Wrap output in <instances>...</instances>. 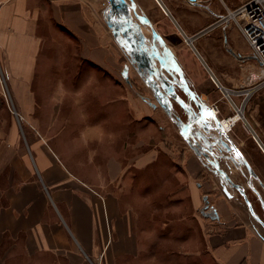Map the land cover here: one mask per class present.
<instances>
[{
  "label": "crops",
  "instance_id": "obj_1",
  "mask_svg": "<svg viewBox=\"0 0 264 264\" xmlns=\"http://www.w3.org/2000/svg\"><path fill=\"white\" fill-rule=\"evenodd\" d=\"M161 1L183 33L193 40L194 50L202 59L214 57L216 69L234 68L230 53L226 51V55L221 46L225 43L223 29L201 41L211 35L200 34L215 17L211 11L207 14L188 5L185 11L169 3L182 26L168 4ZM97 17L93 0H0V72L5 83L2 85L0 79V264H190L193 256L194 264H264V227L255 219L257 216L264 221L263 210L249 188V173L230 150L231 145L224 148L247 173L236 166L218 165L232 183L242 187L255 214L242 194L236 197L237 190L216 167L220 177L208 173L201 159L213 167L219 162L214 153H208L203 145L200 155L191 146L192 154L179 156L178 175L181 182H186L180 195L187 191L199 214L207 197L219 219L213 221L200 214L199 252L191 251L190 241H183L168 243L167 249L173 251L161 254L163 245L157 241L159 205L153 207L156 202L152 196L135 193L131 197L125 181L130 169L141 171L151 166L157 149L138 155L128 164L124 155L109 156L105 176L93 180L75 174L53 146L58 136L50 134L53 125L47 126L45 100L34 90L43 66L55 67L62 48L70 52L78 49L82 60L118 75L109 34ZM219 54L222 56L218 60ZM36 87L40 89L39 82ZM115 88L122 89V85L116 83ZM129 105L148 113V108L133 97H129ZM149 105L153 107V103ZM101 128L93 127L94 131L80 135L83 143L93 144L92 155L107 152ZM137 134L134 148L142 146L143 135H147L145 131ZM217 134L212 133L213 143L227 144ZM229 138L254 170L258 183L252 185L264 199V154L259 150L260 159L253 150L242 151ZM185 140L191 145L189 139Z\"/></svg>",
  "mask_w": 264,
  "mask_h": 264
},
{
  "label": "rangeland",
  "instance_id": "obj_2",
  "mask_svg": "<svg viewBox=\"0 0 264 264\" xmlns=\"http://www.w3.org/2000/svg\"><path fill=\"white\" fill-rule=\"evenodd\" d=\"M133 1L138 15L145 18L151 25L139 23V29L145 38L146 47L149 51L152 50L158 53L167 66L166 68H161L158 60L153 57L154 65L160 71L161 77L171 87L170 90H173L178 95L180 101L187 104L188 111L193 110L199 113L197 106L183 88L182 81L172 82L170 80L172 76H180L179 73H181L190 90L196 94L198 102L203 108L208 110L204 115L207 123L205 125L196 123L195 125L205 139L195 135L194 138L188 137L191 141V145H189L187 140H185L187 137L184 139V136L179 133L178 126L160 105L153 89L163 95L165 102L171 109L172 100L175 110L187 122L191 118L183 107L184 103L181 105V102L169 96L157 78L152 77L150 84H147L145 74H142V77L137 65L131 64L129 56L115 41L113 31L107 26L109 10L106 0H93V5L98 20L109 34L112 57L119 66L118 75L106 73L93 66L91 62L82 60L78 49L75 52H70L68 48H62L59 63H56L55 67L47 64L38 73L39 81L35 82L34 90L37 97L45 100L46 109L48 110L46 113L48 117L47 126L53 125L50 134H57L58 136L55 143L51 144L59 149L61 157L67 166L71 169L73 168L75 174L77 173L85 179L95 180L99 175L105 176V165L109 156L124 155L128 164L129 161H132L138 155L157 149V158L151 166L141 171L135 168L130 169L127 173L125 181L127 180L126 188H130L128 194L131 197L135 193H141L143 196H152V199L156 202L153 207L159 205L157 241L163 245L159 249L160 254L173 251L167 249L169 248V246H166L168 243L183 241H190L191 251L197 253L199 252V240L201 241L198 232L199 219L202 220V217L194 211L191 198L187 196L188 192L185 191L183 196L182 194L180 195L181 189L186 188V182L185 180L181 182L178 175V171L181 169L179 156L192 154L193 148L191 146L196 148L201 155L204 151L202 149L204 145L209 151L208 153L213 152L214 156L219 159L218 164L223 167L227 165L232 169L236 166L240 168L243 174H246L247 172L239 160L229 154V151L224 148L226 145L230 147V144H226L223 141V144L213 143L216 140L213 139L212 133H221L218 128L222 130L223 133L221 134H227L237 145H240L239 148L242 151L246 149L253 150L259 157L262 154L243 121L239 122L229 133L220 127L221 119L235 114L232 110L233 107L230 105L229 99L221 93L212 81L211 74L198 57L194 48H191L185 42L181 31L171 19V14H165L155 0ZM164 1L168 4L176 20L182 25L178 14L170 4L179 6V8L186 11L187 7L184 3H187V0ZM235 1L224 0L230 7H233L232 2ZM211 3L215 4V6L219 5L215 12H223L220 0H213L208 8L204 5L202 7L200 3H197L195 8L207 11L208 14V9L211 11ZM134 20L137 22L136 19ZM151 28H153L154 33ZM213 35L204 36L201 41ZM221 46L226 53L225 44ZM196 47L204 55L198 43H196ZM221 53L223 54V52ZM222 54L218 55V60L221 59L219 56H222ZM203 60H205L212 73L215 74L224 87L239 89L245 86V80L237 74L233 58L234 68L226 70L219 69L220 67L218 69L215 68L212 63V60H216L214 57L203 58ZM125 69H127V73L129 72L130 77L128 78L127 76V79L130 83H127V79L122 76V72ZM173 72H176V74H173ZM165 74L169 77H164ZM38 82L40 89L36 87ZM116 83H120L122 89H116ZM202 96L206 98V102L201 100ZM129 97H133L138 102H141L143 106L145 105L148 108V113L142 114L132 109V105H129ZM243 99V97L239 96L233 97L238 107L244 104ZM145 100L156 105V109H153L149 105L151 103H146ZM215 103H218L220 107V114L217 117L209 113V105ZM243 106L245 107L246 121L251 124L264 141V90L253 95L252 99ZM137 116L140 117L139 121H137ZM100 125H102L101 129L104 131L103 140L107 152L103 150V154L100 156L92 155L93 144L88 146V144L83 143L80 135L86 130L92 129L94 131L93 127L98 128ZM139 131L143 133L145 131L148 136L143 135L144 143L142 146L134 148V145L139 140L137 134ZM191 132L196 134L195 130H191ZM221 134H217V137L223 139ZM114 135H116L115 138H113ZM207 144L212 145L213 148L212 146L208 147ZM95 149H98L96 142ZM201 160L204 165L206 164L205 167L209 174L213 175L214 173L220 177L218 171L215 170V165H213V168L204 159ZM240 171L236 169L237 174L242 178ZM236 190L237 192H234L236 197H241V189ZM229 191L231 190L229 189ZM182 197H184V200ZM181 203L183 204L180 205ZM194 259L195 256L191 257L190 264H194Z\"/></svg>",
  "mask_w": 264,
  "mask_h": 264
},
{
  "label": "water",
  "instance_id": "obj_3",
  "mask_svg": "<svg viewBox=\"0 0 264 264\" xmlns=\"http://www.w3.org/2000/svg\"><path fill=\"white\" fill-rule=\"evenodd\" d=\"M106 1H107V5H108V10H109V13L107 16V26L113 31L115 41L120 45V47H122V49L125 51V53L129 56L131 63L137 65V69L139 70L141 76H142V74H145V76H146L145 80L147 79L146 80L147 84L148 83L150 84V80L152 77H156L159 80V82L161 83V86L166 90V93L169 96H171V97L175 98L176 100H178L179 102H181L178 95L175 94V92L173 90H170L171 87L161 77L160 71L157 70V68L154 65L153 57H155L158 60L161 68L167 67L164 60L162 59V57L158 53H156L152 50L149 51V49L145 45V42H144L145 38H144L143 34L140 32L139 23H146L149 26H151V25L148 21H146L145 18L138 15L134 1L133 0H106ZM157 1L160 4V6L165 10V12L170 15V13L166 10L165 6L163 5L162 1L161 0H157ZM192 1H194V0H192ZM134 19H136L137 22ZM171 19L173 20V22L175 23L177 28L181 31V33H183V31L181 30L179 25L176 23L174 18L172 17ZM151 29L153 31V28H151ZM153 33H154V31H153ZM187 41L190 44L192 43V39H190L189 37H187ZM227 50L229 51V49H227ZM197 55L200 58V60L203 61V63H205V61L202 59L201 56H199L198 53H197ZM207 67H208V65H207ZM210 71H211V69H210ZM141 72H143V73H141ZM179 74L181 76L183 88L187 91L191 100L195 103V105L197 106V108L199 110V113H197L193 110L188 111V106L186 103H184L183 107L188 112L191 120L187 121L186 123L181 121L180 119L176 120L175 117L173 116L171 108L165 102L163 95L155 89H153V91H154V93L156 95V99L158 100L160 105L164 108V110L167 112V114L170 115L173 118V120L175 121V124L178 126L180 133H182L185 137H187V139H188V137L194 138V135L197 137L203 138L204 135L201 133V131L198 128H196L195 125H196V123H201L203 125H205L207 123V119L204 117V115L208 112V110H206L205 108L202 107V105L196 99L194 92L192 90H190V88L188 87V84L185 81V79L183 78V76L181 75V73H179ZM122 76L127 79V76H128L127 69H125L123 71ZM211 76H212V72H211ZM127 83H130V81L128 79H127ZM218 126H219V124H218ZM220 127H221V125H220ZM218 129L221 131V133H223L220 128H218ZM191 130H195L196 134H194V133L192 134ZM221 133H219V134H221ZM221 135H222L223 140L231 145L230 150L239 158V160L242 162V164L246 167V169L249 173V176H250V179L248 180L249 188L252 189L256 198L259 199V202L261 203V207L263 210V215H264V202L262 200V196L254 187V185L258 183V179H257L256 174L254 173V170L252 169V167L250 166L248 161L245 159V157L243 156L241 151L232 142V140L224 134H221ZM203 139H205V138H203ZM207 146L211 147L212 145L207 144ZM215 167L222 174L223 178L226 180V182H228V184H230V185L232 184V186L234 188L242 190L241 186L232 183V181L230 180L228 175L220 168L218 163L215 164ZM252 183H254V185H252ZM241 194L243 195L244 199L247 201L248 207H249L252 215L255 214L253 211V207H252L250 201L247 199L245 192L242 191ZM203 203H204L203 207L200 209V214L204 218H208V219H211L213 221L218 220L219 219L218 212L213 206L209 205L207 197H204ZM255 219L257 220V222L260 225H262L264 227V221L262 219H260L257 216H255Z\"/></svg>",
  "mask_w": 264,
  "mask_h": 264
},
{
  "label": "built area",
  "instance_id": "obj_4",
  "mask_svg": "<svg viewBox=\"0 0 264 264\" xmlns=\"http://www.w3.org/2000/svg\"><path fill=\"white\" fill-rule=\"evenodd\" d=\"M155 1L160 6L158 1ZM210 2L212 1L198 0L197 3H200L202 7L206 6L208 8ZM220 2L223 12L221 15L218 14L219 17L216 22L209 26L206 31L212 30L217 26H220L224 30V40L236 65L237 74L245 80V86L239 89L226 88L213 73L211 79L221 93L229 99V103L233 107L232 110L235 114L242 108L245 115V107L243 105H246L253 95L264 90V0H236L232 2L233 7L228 6L224 0H220ZM161 9L166 14L162 7ZM182 35L185 42L192 48L193 44L187 41V36L184 33ZM0 75L3 85L4 79L1 72ZM236 96L244 98V104L240 107L233 100V97ZM209 112L212 116H219L220 107L218 103L209 105ZM226 119H230V117ZM221 120L224 121L225 118ZM221 120L220 124H222ZM249 132L252 134L253 140L260 151L264 154V142L260 136L256 133L255 129Z\"/></svg>",
  "mask_w": 264,
  "mask_h": 264
},
{
  "label": "bare ground",
  "instance_id": "obj_5",
  "mask_svg": "<svg viewBox=\"0 0 264 264\" xmlns=\"http://www.w3.org/2000/svg\"><path fill=\"white\" fill-rule=\"evenodd\" d=\"M203 63V61H202ZM132 64V63H131ZM204 66L206 67V69L208 70V72L211 74L212 71H210V69L207 67V65L205 63H203ZM133 65V64H132ZM136 68V67H135ZM129 72H128V78H129ZM164 77H169L168 75H164ZM156 78V77H155ZM216 81V80H215ZM202 101L206 102V98L204 96L201 97ZM171 100V99H170ZM171 103H172V113H173V116L175 117V119H180L181 121L185 122L182 118V116L175 110V106L173 105V101L171 100ZM193 104V103H192ZM241 110L239 112H237L236 114H234L233 116L230 117V119H226L224 121H222V124L221 125V128L225 131V132H229L231 130L234 129V127L237 126V124L239 122H244V125L246 126V128L248 129V131H252L254 130V128L251 126V124H249L248 122L245 121V115L243 113V109L240 108ZM198 143V142H197Z\"/></svg>",
  "mask_w": 264,
  "mask_h": 264
},
{
  "label": "flooded vegetation",
  "instance_id": "obj_6",
  "mask_svg": "<svg viewBox=\"0 0 264 264\" xmlns=\"http://www.w3.org/2000/svg\"><path fill=\"white\" fill-rule=\"evenodd\" d=\"M197 2H198V0H194V1H191V0H187V3L185 2L184 3V5H188V6H191V7H196L195 5L197 4ZM219 8V5L216 7L215 5L213 6V5H211V14H214L215 15V17L212 19V21L209 23V25H208V27L209 26H211V25H213L215 22H216V20L218 19V15L217 14H219V15H221L222 14V11L220 12V13H217V12H215L216 10L215 9H218ZM210 17V16H209ZM207 27V28H208ZM221 29V27L220 26H217L216 28H214V29H212V30H208V31H204V30H202V31H200L201 33V35L202 36H204V35H209V34H211V33H218L219 32V30ZM185 34V33H184ZM225 44V46H224V49H225V51H227V53H229V51L227 50L228 49V46H227V44H226V42L224 43ZM123 73V72H122ZM173 74H176V72H173ZM172 82H177L178 80H179V82L181 81V77L180 76H172V78L170 79ZM229 89H233V88H229ZM195 94V93H194ZM257 94V93H256ZM195 96H196V94H195ZM182 97V96H181ZM183 103L184 102H181V105H183ZM152 104V103H151ZM153 107L154 108H156L157 106L156 105H154L153 104ZM204 148V147H203ZM205 151H206V149H205ZM204 153H207V152H204ZM245 185H247V183L245 182ZM247 187V186H246ZM259 192V191H258ZM241 193H242V190H241ZM260 193V192H259ZM261 195V194H260ZM262 200H263V202H264V199L262 198Z\"/></svg>",
  "mask_w": 264,
  "mask_h": 264
},
{
  "label": "snow or ice",
  "instance_id": "obj_7",
  "mask_svg": "<svg viewBox=\"0 0 264 264\" xmlns=\"http://www.w3.org/2000/svg\"><path fill=\"white\" fill-rule=\"evenodd\" d=\"M214 118V117H213Z\"/></svg>",
  "mask_w": 264,
  "mask_h": 264
}]
</instances>
